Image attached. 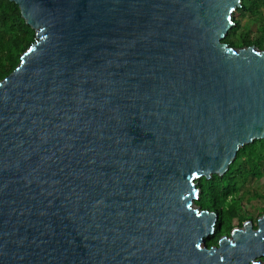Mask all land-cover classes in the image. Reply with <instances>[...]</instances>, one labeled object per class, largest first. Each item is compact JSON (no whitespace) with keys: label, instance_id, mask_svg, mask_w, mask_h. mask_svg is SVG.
<instances>
[{"label":"water","instance_id":"obj_1","mask_svg":"<svg viewBox=\"0 0 264 264\" xmlns=\"http://www.w3.org/2000/svg\"><path fill=\"white\" fill-rule=\"evenodd\" d=\"M34 41L0 79V264H264V214L196 203L264 138L241 0H9Z\"/></svg>","mask_w":264,"mask_h":264},{"label":"trees","instance_id":"obj_2","mask_svg":"<svg viewBox=\"0 0 264 264\" xmlns=\"http://www.w3.org/2000/svg\"><path fill=\"white\" fill-rule=\"evenodd\" d=\"M233 25L223 41L233 46L256 45L264 49V0H241ZM34 41V30L25 23L16 3L0 0V79L18 64L22 52ZM196 203L217 213L214 232L205 242L216 245L247 220L264 214V138L242 146L222 175L201 177ZM255 226V225H254Z\"/></svg>","mask_w":264,"mask_h":264},{"label":"rangeland","instance_id":"obj_3","mask_svg":"<svg viewBox=\"0 0 264 264\" xmlns=\"http://www.w3.org/2000/svg\"><path fill=\"white\" fill-rule=\"evenodd\" d=\"M255 219L251 220L253 222V225H256V220Z\"/></svg>","mask_w":264,"mask_h":264}]
</instances>
